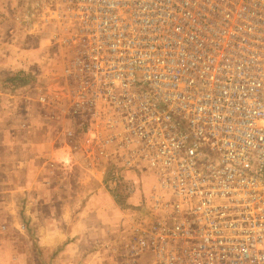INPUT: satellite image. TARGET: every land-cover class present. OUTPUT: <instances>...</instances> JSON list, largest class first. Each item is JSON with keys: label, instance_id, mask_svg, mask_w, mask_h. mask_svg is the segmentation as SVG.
<instances>
[{"label": "built area", "instance_id": "1", "mask_svg": "<svg viewBox=\"0 0 264 264\" xmlns=\"http://www.w3.org/2000/svg\"><path fill=\"white\" fill-rule=\"evenodd\" d=\"M23 19L73 46L64 136L112 187L149 183L103 246L122 264H264V0H36Z\"/></svg>", "mask_w": 264, "mask_h": 264}, {"label": "rangeland", "instance_id": "2", "mask_svg": "<svg viewBox=\"0 0 264 264\" xmlns=\"http://www.w3.org/2000/svg\"><path fill=\"white\" fill-rule=\"evenodd\" d=\"M35 1L0 0V125L10 131L26 129L27 119L32 117L34 128L47 130L54 145L64 144L69 159L65 161L64 169L57 167L52 176L66 177L60 193L70 197L75 190H82L86 196L85 205L88 208H109L110 218L119 221L117 228L120 229L125 222L126 211L138 208L137 203L146 193L149 183L141 180L139 174L121 171L123 179L136 181L134 192L128 191L127 180L112 187L105 179L108 170L101 174L97 168L88 166L84 154L78 150V146H84L85 138L64 136L63 132L69 126V118L64 112L71 90L64 68L73 46L49 41L55 25H42L38 20L24 21ZM48 97L52 100L51 105H48ZM11 156L20 157L14 148L7 158ZM20 173H15L8 181V177L1 176L0 169V227H5L0 231V237L18 242L20 246L16 251L21 248V252H25L27 264H43V252L38 242L42 228L48 227V181L37 185V189L28 190L24 188V174ZM35 191L39 192L38 200L32 195ZM61 203L65 202L57 200L54 207L60 208ZM75 208L74 202L73 210ZM113 238L114 234L106 237L102 244ZM96 251L99 252L97 248ZM103 251L112 264H122L120 257L112 255L109 248L104 247ZM90 253L92 250L85 252L84 256Z\"/></svg>", "mask_w": 264, "mask_h": 264}, {"label": "crops", "instance_id": "3", "mask_svg": "<svg viewBox=\"0 0 264 264\" xmlns=\"http://www.w3.org/2000/svg\"><path fill=\"white\" fill-rule=\"evenodd\" d=\"M27 120L26 129L10 131L0 125V163H3L0 169L1 176L8 177V181L21 171L26 180L24 188L28 190L37 189V185L48 181V233L42 228L38 242L43 252L42 263L112 264L103 251L102 240L112 234L117 235L119 221L110 218L109 208H88L82 190H75L70 197L60 193L66 177L52 176L57 167L64 169L69 153L64 144L54 145L47 130L34 128L32 117ZM13 148L19 153V158H7ZM11 171L15 172L11 174ZM32 195L36 200L40 197L38 191ZM57 200L65 202L58 209L54 207ZM74 202L76 208L73 210ZM3 229L5 227H0V231ZM6 231H10L9 228ZM18 246V242L0 237V264H27L25 252H21V248L16 251ZM89 250L92 253L85 257L84 253Z\"/></svg>", "mask_w": 264, "mask_h": 264}, {"label": "trees", "instance_id": "4", "mask_svg": "<svg viewBox=\"0 0 264 264\" xmlns=\"http://www.w3.org/2000/svg\"><path fill=\"white\" fill-rule=\"evenodd\" d=\"M111 173H112V170H111V168L107 171V177L105 178L106 179V181L108 180V179H110V175H111ZM125 183V178L123 179V178H121L120 179V182H119V184L118 185H121V184H124Z\"/></svg>", "mask_w": 264, "mask_h": 264}]
</instances>
